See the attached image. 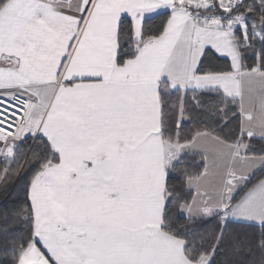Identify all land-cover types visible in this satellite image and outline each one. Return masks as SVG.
I'll return each instance as SVG.
<instances>
[{
  "label": "snow or ice",
  "instance_id": "6c2138e0",
  "mask_svg": "<svg viewBox=\"0 0 264 264\" xmlns=\"http://www.w3.org/2000/svg\"><path fill=\"white\" fill-rule=\"evenodd\" d=\"M0 264H264V0H0Z\"/></svg>",
  "mask_w": 264,
  "mask_h": 264
}]
</instances>
